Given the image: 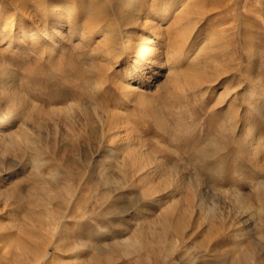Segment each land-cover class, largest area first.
<instances>
[{
  "label": "rangeland",
  "instance_id": "1",
  "mask_svg": "<svg viewBox=\"0 0 264 264\" xmlns=\"http://www.w3.org/2000/svg\"><path fill=\"white\" fill-rule=\"evenodd\" d=\"M47 2L0 0V264H264V0Z\"/></svg>",
  "mask_w": 264,
  "mask_h": 264
},
{
  "label": "bare ground",
  "instance_id": "2",
  "mask_svg": "<svg viewBox=\"0 0 264 264\" xmlns=\"http://www.w3.org/2000/svg\"><path fill=\"white\" fill-rule=\"evenodd\" d=\"M47 1H49V2H47L48 4H53V3H60V2H63V1H65V0H47ZM39 2H41V4L43 3V2H46V0H39ZM23 2H21V4L19 5V7L18 8H20V9H24L23 8ZM133 7H134V9L137 11V10H139V3L138 2H136L134 5H133ZM53 10H54V8H53ZM53 10H49V13L48 14H50V16L51 17H53V19H54V21H56V22H58L60 19H61V17L67 12V7H66V5H61L60 7H58V9L57 10H55V11H53ZM70 11V10H69ZM70 13V12H69ZM67 14V13H66ZM182 15V14H181ZM189 32V31H188ZM22 35H23V33H22ZM25 35V34H24ZM60 35V34H59ZM49 37H50V34H44V36H43V38L45 39V41H47L48 39H49ZM159 38H161V36L159 37ZM160 40L161 39H159L158 41L160 42ZM139 43H140V46L139 47H137V48H135L132 52L134 53V57H136V58H139V59H143L144 57H145V54H144V48L146 47V45H147V42H146V40L145 39H142V40H139ZM52 50V49H51ZM154 51V50H153ZM51 52V51H50ZM52 53V52H51ZM152 53V52H151ZM49 58H50V55H49ZM154 59V58H153ZM161 62V61H160ZM154 64V63H153ZM164 64V63H163ZM158 68H162V65H161V63H158L157 65H156ZM197 67H198V65L196 64H193V66H192V68H193V71L195 70L196 71V69H197ZM157 69V68H156ZM192 71V70H191ZM143 72V71H142ZM141 72V73H142ZM197 72V71H196ZM196 74V73H195ZM1 79V78H0ZM130 86V85H129ZM12 97V96H11ZM18 97V96H17ZM7 100V99H6ZM9 101H11L12 102V100H10V98H9ZM23 102V101H22ZM13 103V102H12ZM11 103V104H12ZM16 104V103H15ZM15 106V105H14ZM9 107L11 108V106H10V104H9ZM21 107H19L18 108V106L17 107H13L12 108V110L10 111V113L11 114H13V115H16L17 114V112H19L18 111V109H20ZM7 110L9 109V108H6ZM5 109V110H6ZM22 109V108H21ZM116 128V127H115ZM10 136V135H9ZM255 151H257V150H255ZM113 155H110V158L112 157ZM130 157V156H129ZM129 157H124L123 158V160H122V165H126V164H128L127 163V161H129L128 160V158ZM109 159V158H108ZM108 159H107V161H108ZM131 161V160H130ZM133 162V161H132ZM126 163V164H125ZM130 163V162H129ZM107 164H105V166H106Z\"/></svg>",
  "mask_w": 264,
  "mask_h": 264
}]
</instances>
